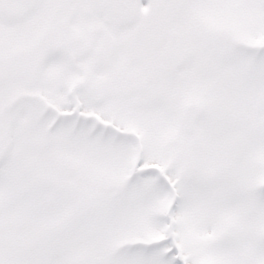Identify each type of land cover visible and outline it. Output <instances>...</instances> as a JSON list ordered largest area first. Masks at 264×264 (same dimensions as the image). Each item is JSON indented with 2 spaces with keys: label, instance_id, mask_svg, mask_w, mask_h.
Segmentation results:
<instances>
[{
  "label": "snow or ice",
  "instance_id": "snow-or-ice-1",
  "mask_svg": "<svg viewBox=\"0 0 264 264\" xmlns=\"http://www.w3.org/2000/svg\"><path fill=\"white\" fill-rule=\"evenodd\" d=\"M0 264H264V0H0Z\"/></svg>",
  "mask_w": 264,
  "mask_h": 264
}]
</instances>
